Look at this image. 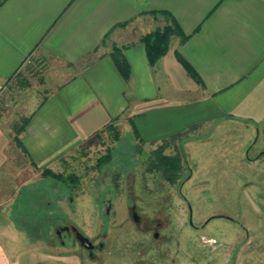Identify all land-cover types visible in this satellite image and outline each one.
Masks as SVG:
<instances>
[{
  "label": "crops",
  "instance_id": "obj_1",
  "mask_svg": "<svg viewBox=\"0 0 264 264\" xmlns=\"http://www.w3.org/2000/svg\"><path fill=\"white\" fill-rule=\"evenodd\" d=\"M1 1L3 203L17 201L42 179V169L53 172L63 154L105 125L133 122L146 141L205 125L216 127L213 134L238 128L248 141L264 137V0ZM150 11L169 14L188 37L171 36L152 66L139 38L169 21ZM126 21L123 29L113 27ZM113 42L130 66L127 80L109 53ZM44 61L50 67L41 72L36 97L18 105L15 96L31 87L26 68ZM8 107L14 110L6 113ZM7 211L0 210V264H25L11 245L9 224L17 237L22 229Z\"/></svg>",
  "mask_w": 264,
  "mask_h": 264
},
{
  "label": "rangeland",
  "instance_id": "obj_2",
  "mask_svg": "<svg viewBox=\"0 0 264 264\" xmlns=\"http://www.w3.org/2000/svg\"><path fill=\"white\" fill-rule=\"evenodd\" d=\"M48 64L26 68L24 78L31 87L15 96L18 105L36 97ZM5 91L2 85L0 114ZM112 125L91 144L79 142L63 154L51 171L59 177L45 175L50 170L44 168L42 179L19 192L17 201H0V210L10 213L9 222L22 229L17 237L9 224L11 245L18 246L21 261L264 264V137L254 134L248 141L238 128L213 134L216 127L193 126L186 138L165 150L174 154L182 145V174L173 185L160 173L145 171L146 157L161 141L143 140L145 132L138 141L126 121ZM55 223H72L103 248L88 257L72 238L52 234Z\"/></svg>",
  "mask_w": 264,
  "mask_h": 264
},
{
  "label": "trees",
  "instance_id": "obj_3",
  "mask_svg": "<svg viewBox=\"0 0 264 264\" xmlns=\"http://www.w3.org/2000/svg\"><path fill=\"white\" fill-rule=\"evenodd\" d=\"M3 1L4 0H2L1 2ZM146 14H149V15L151 14L155 17L163 14L164 16L167 17L169 21V24L168 25L165 24L162 29L151 30L150 33H147L139 38L141 40V43L144 46V52H146L147 63L150 66H152L154 65L155 62L160 60L164 56V54L167 52L166 50H167V47H169L171 36L177 35L181 39V42H185L188 39V37H185L183 35L179 25H177L172 19V17L166 12L150 11V13H146ZM127 22L128 21H126L125 23L118 24V25L115 24L113 27H117L121 29L125 28V25ZM109 34L110 33H108L106 36H103L101 40L102 43L105 42ZM111 53H112V59L114 60L113 63L117 67L121 77L127 80L128 75L130 73V66L127 63V60L123 57L122 53H120L119 51V48H117V46L115 45H113L111 49ZM179 60L183 64L185 69L188 71L187 73L189 74V76L191 75L198 84H202L198 76L195 75L192 67L189 66L187 63H184L183 61H181V59ZM112 126H113L112 124L105 125L102 131L94 134L90 139H87L85 143L91 144V141H93V139L99 138V136L103 133L104 129L111 130ZM130 126H131V129L133 130L135 138L138 141H140L141 140L140 135L137 129L134 128L133 122H130ZM21 129L23 128H20V127L16 128L15 134L19 133ZM188 133L189 131H185V132L183 131V132H180L179 134L172 135V136L170 135V136H167V138L162 139L161 143L157 145V147L154 150H151L149 152L148 157H146V162L144 166L145 171L148 174L158 172L160 173V176L162 179L166 180L167 182L173 183V184L179 181L180 179L179 177L182 174L181 161H182L183 153L180 150L182 145H180L179 147H177V149L174 150V154L172 153L167 154L165 153V150L168 149V147L171 144L173 145L174 143L178 141L180 142V139L186 138V135H188ZM15 140H16L15 142L19 143L18 142L19 138L17 137V135L15 137ZM105 161L106 160H104V162ZM44 174L50 175L52 178L59 177L58 174L52 173L51 171H46V173L44 172ZM69 181L71 183H75L76 177H71Z\"/></svg>",
  "mask_w": 264,
  "mask_h": 264
},
{
  "label": "flooded vegetation",
  "instance_id": "obj_4",
  "mask_svg": "<svg viewBox=\"0 0 264 264\" xmlns=\"http://www.w3.org/2000/svg\"><path fill=\"white\" fill-rule=\"evenodd\" d=\"M167 183H170V182H167ZM176 183H178V181ZM176 183H174V184L171 183V184L175 185ZM132 209H133V212L131 215H133V218L136 220V223H138L139 219L136 218L135 214H133V213H135L134 207H132ZM190 212H191V208L189 207V215H190ZM55 224L56 225L53 226L52 234H54L56 237L59 236V237H63V238H72L73 242H75L79 246H81L82 249H86V251L88 253L87 254L88 257H90L93 254L95 248H99V249L103 248V245H101V243H99V244L97 243L94 245L92 240H90L88 237H86V235L84 233L79 232L78 228L75 227L72 223H69V224L66 223V224H63L61 226L58 225L57 223H55ZM159 225H160V223H158V225L155 226V228L158 229ZM191 225H192V223H190V226ZM59 226L61 227V229H60L61 231L58 230ZM153 237L155 239L158 238V233H155L153 235Z\"/></svg>",
  "mask_w": 264,
  "mask_h": 264
},
{
  "label": "water",
  "instance_id": "obj_5",
  "mask_svg": "<svg viewBox=\"0 0 264 264\" xmlns=\"http://www.w3.org/2000/svg\"><path fill=\"white\" fill-rule=\"evenodd\" d=\"M190 223H192V221L190 220Z\"/></svg>",
  "mask_w": 264,
  "mask_h": 264
}]
</instances>
